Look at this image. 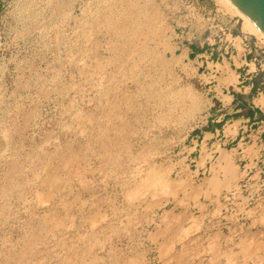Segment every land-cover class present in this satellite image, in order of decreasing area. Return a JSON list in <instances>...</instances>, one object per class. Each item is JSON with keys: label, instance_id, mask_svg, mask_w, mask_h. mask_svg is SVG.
<instances>
[{"label": "rangeland", "instance_id": "1", "mask_svg": "<svg viewBox=\"0 0 264 264\" xmlns=\"http://www.w3.org/2000/svg\"><path fill=\"white\" fill-rule=\"evenodd\" d=\"M248 51L222 0H0V264H264L262 157L196 138Z\"/></svg>", "mask_w": 264, "mask_h": 264}, {"label": "crops", "instance_id": "2", "mask_svg": "<svg viewBox=\"0 0 264 264\" xmlns=\"http://www.w3.org/2000/svg\"><path fill=\"white\" fill-rule=\"evenodd\" d=\"M249 53L251 51L240 58L241 71L236 81L229 84L233 88L232 91L226 89L219 91L214 88L215 100L208 112L206 126L198 132L196 138L201 139V143L207 141L206 146L211 151L212 148L230 145L233 140L225 134L226 126L229 125L233 131L236 130L235 135L240 137L235 143L239 154H243L249 148L257 151V155L262 157L260 161L264 168V83H260L259 87L254 79L256 71L261 66L259 53L257 51L253 55ZM193 54L194 50L190 49L189 56ZM203 56L204 53L196 55ZM205 57L202 62L208 65L210 56ZM253 65L255 70L252 68Z\"/></svg>", "mask_w": 264, "mask_h": 264}, {"label": "water", "instance_id": "3", "mask_svg": "<svg viewBox=\"0 0 264 264\" xmlns=\"http://www.w3.org/2000/svg\"><path fill=\"white\" fill-rule=\"evenodd\" d=\"M264 32V0H231Z\"/></svg>", "mask_w": 264, "mask_h": 264}, {"label": "bare ground", "instance_id": "4", "mask_svg": "<svg viewBox=\"0 0 264 264\" xmlns=\"http://www.w3.org/2000/svg\"><path fill=\"white\" fill-rule=\"evenodd\" d=\"M222 1L225 2V4H227L228 7H231L243 19L245 26L247 28H249L251 30V32L255 33L256 35H258L262 38H264V32L246 14H244L231 0H222ZM223 78H224V76H223ZM232 78H234V77L232 76ZM0 187H2V186H0Z\"/></svg>", "mask_w": 264, "mask_h": 264}]
</instances>
